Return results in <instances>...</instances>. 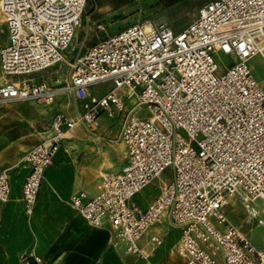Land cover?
<instances>
[{
    "label": "built area",
    "instance_id": "built-area-1",
    "mask_svg": "<svg viewBox=\"0 0 264 264\" xmlns=\"http://www.w3.org/2000/svg\"><path fill=\"white\" fill-rule=\"evenodd\" d=\"M86 3L0 0L3 75L29 76L70 65L57 86L28 78L4 80L0 106L14 100L50 103L69 94L76 108L74 117L56 113L46 139L24 155L26 215L33 213L44 170L65 129L81 123L94 131L100 114L118 115L126 165L120 173H105L94 197L74 192L71 206L90 225H109L115 243L143 259L161 239L151 236L150 249L138 240L168 221L180 230L173 251L186 264H264V250L224 213L234 201L252 220L258 216L252 204L260 200L264 205V88L248 65L257 55L264 60V0H208L179 30L162 19L139 20L84 47L68 62L62 52ZM217 54L229 56L231 63L220 69ZM104 82L112 87L103 95L90 93V87ZM142 106L145 114L138 113ZM168 168L169 180L146 208L129 203ZM9 193L8 169H3L0 202ZM20 263L44 264L35 254H22Z\"/></svg>",
    "mask_w": 264,
    "mask_h": 264
},
{
    "label": "crops",
    "instance_id": "crops-1",
    "mask_svg": "<svg viewBox=\"0 0 264 264\" xmlns=\"http://www.w3.org/2000/svg\"><path fill=\"white\" fill-rule=\"evenodd\" d=\"M26 78L33 83L46 82L50 86H57L64 80L55 78L49 82L40 75ZM95 86L89 88L94 95L101 96L107 91L97 94ZM130 103L126 100L127 106ZM52 104L48 111L35 102H15L0 107V171L8 169L10 185L8 200L0 202V264H21L22 254H35L44 264H186L173 251L180 230L168 221L152 227L138 240L140 247L150 249L151 236L161 239L151 255L143 259L128 253L124 245L116 244L109 225H90L70 204L71 195L77 191L94 197L99 191L102 176L120 173L126 165L125 145L114 140L121 124L118 115L108 118L100 114L94 131H89L81 123L65 129L52 163L44 170L33 213L26 215L21 187L29 166L24 155L46 139L56 113L70 117L76 115L69 94L55 97ZM148 187L135 194L129 203L146 208L158 193L157 190L151 196ZM137 195H140V201L135 199ZM172 230L175 231L174 236L168 239Z\"/></svg>",
    "mask_w": 264,
    "mask_h": 264
},
{
    "label": "rangeland",
    "instance_id": "rangeland-1",
    "mask_svg": "<svg viewBox=\"0 0 264 264\" xmlns=\"http://www.w3.org/2000/svg\"><path fill=\"white\" fill-rule=\"evenodd\" d=\"M207 1L208 0H179L166 6L163 0H87L80 25L76 28L70 46L62 53L67 61L71 62L77 53L84 47L105 37L106 33H112L119 27L143 19H162L165 20L174 30H179L190 22L195 16L197 9ZM98 24H101L103 28L99 29L97 27ZM5 38L4 25L0 22V46L5 42ZM215 60L220 66V69L231 63V58L222 54H217ZM248 65L251 68L254 78L259 81L264 88V60L257 55L249 60ZM69 69L70 65L68 63H61L60 65L57 64L41 73H32L29 75L34 77L40 75L45 81L53 82L55 78L65 80L68 76ZM26 77L27 76L25 75L6 76L3 75L0 70V83L4 80H21ZM110 87V82H104L95 86L94 91L97 94H100L108 90ZM15 102H35L38 105L46 107L47 111L53 106L52 102L40 103L35 100H14L2 106ZM138 113L145 114V106L139 108ZM119 135L120 129L114 138L115 141H121ZM170 175L171 168H168L160 176V179H156L149 185L148 189L151 192V196L155 195L158 186L162 184V181L169 180ZM135 199L140 201V195H137ZM252 206L258 212L257 218L252 220H247V215L244 209L234 201L224 208V213L232 223L241 226L242 231L246 233L248 239L256 248L264 250V205L260 200H257ZM258 219H261L262 222L257 223ZM174 233L175 231L172 230L168 239L172 238Z\"/></svg>",
    "mask_w": 264,
    "mask_h": 264
},
{
    "label": "trees",
    "instance_id": "trees-1",
    "mask_svg": "<svg viewBox=\"0 0 264 264\" xmlns=\"http://www.w3.org/2000/svg\"><path fill=\"white\" fill-rule=\"evenodd\" d=\"M165 5L168 6V5H171L173 3H175L176 1H179V0H163Z\"/></svg>",
    "mask_w": 264,
    "mask_h": 264
}]
</instances>
